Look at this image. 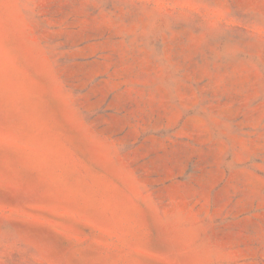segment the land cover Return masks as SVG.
Segmentation results:
<instances>
[{
	"label": "rangeland",
	"instance_id": "obj_1",
	"mask_svg": "<svg viewBox=\"0 0 264 264\" xmlns=\"http://www.w3.org/2000/svg\"><path fill=\"white\" fill-rule=\"evenodd\" d=\"M0 264H264V0H0Z\"/></svg>",
	"mask_w": 264,
	"mask_h": 264
}]
</instances>
